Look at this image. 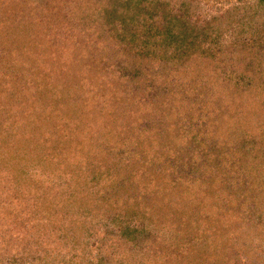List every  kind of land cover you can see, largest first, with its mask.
Returning a JSON list of instances; mask_svg holds the SVG:
<instances>
[{"label": "trees", "instance_id": "obj_1", "mask_svg": "<svg viewBox=\"0 0 264 264\" xmlns=\"http://www.w3.org/2000/svg\"><path fill=\"white\" fill-rule=\"evenodd\" d=\"M28 1L37 7L41 17L52 11L54 19L63 18L56 29L51 27L53 35L46 40L48 43H42L44 50L57 44L53 56L46 55L45 51V56H41L42 45L30 46L31 42L22 36L0 61V65L9 66L12 62L18 67L13 71L16 76L10 88L0 83V113L11 127V132L7 131L2 135L4 139H0V176L4 179L11 176L16 183L15 194L7 197L11 202L0 210V220L6 224V232L0 235V263L16 249L28 250L26 239L39 230L33 226L37 223L17 211L18 208L22 210L21 206L30 205V208H38L28 216L45 220H50L61 207L77 206L70 225L77 233L74 243L83 248L73 251L74 246L68 254L76 258L77 252V259L89 260L94 250L102 252L92 264H111L117 256L129 258L135 250H141L144 256L138 264L166 261L168 255L163 253L157 258L152 247L159 245L165 251L176 248V234L181 230L178 227L188 223L187 217L181 221L176 217L183 216L181 209L186 208L199 211L198 216L193 217L198 219L190 223L200 222L196 230L198 239L197 245L180 246L176 254L178 259L188 264H235V256L240 259L239 264H262L257 250L264 248V127H261L262 121L255 122L242 110H264V43L247 41L261 23L264 0H257V3L223 0L229 6L225 13L199 26L204 32L195 36L191 30H180L174 23L165 27L172 53L166 55L165 51H159L168 65L165 75L168 81L158 96L149 94L156 77L149 74L156 71L154 67L160 56L158 52L147 50L144 43L159 30L157 25H152L153 16H148L145 8L136 6L142 0H119L123 3L118 5H115L116 0H112L115 4L107 0L103 14L111 9L114 15H105L102 25L99 23L102 14L96 13L94 7L89 9L88 2L92 0H62L57 8L55 0ZM28 1L22 2V7L29 14L25 7ZM6 3L7 6L0 4V25L5 18H12L9 0ZM86 7L94 19L82 15L87 12ZM135 9L142 12L132 14L131 10ZM91 20L94 21L91 23ZM171 20L176 23L174 17ZM136 23H143L140 38L135 34L140 29ZM92 24L101 27L99 37L89 39L90 43L67 44L77 28L82 31L83 25L91 28ZM128 24L132 26L131 34ZM231 28L234 32L240 31L243 35L240 40L229 35ZM41 29L35 31V35ZM131 39L134 44H130ZM244 39L252 45L237 43H244ZM139 40L143 47L137 46ZM8 41L14 44L15 37ZM164 42L167 44L166 39L163 45ZM173 44L178 49L175 50ZM137 49L142 51L143 61H147L131 63V68L119 65L120 70H116L113 62L119 57L117 52L131 50L133 57L136 53L139 55ZM122 59L129 62L128 56ZM116 72L118 81H131V84L122 83L126 88L118 91L110 80L108 86L103 85L105 95L95 97L91 88L101 84V79L114 80ZM6 74L12 73L7 70ZM21 81L24 83L20 84ZM133 86L141 90L131 88ZM130 89L132 93L127 92ZM15 94H19V103ZM166 108L185 111L166 123L168 118L163 121L154 114ZM204 111L207 114H200L206 113ZM215 115L222 120L220 123L226 133L222 139L229 140L228 146L217 142L221 136L213 131ZM209 142L217 150L202 155L200 149L203 151ZM189 151H193L203 167L205 165L207 181L199 178L201 164L195 167L189 162ZM39 159L44 162L40 164ZM190 164L192 173L188 171ZM40 169L66 175L68 181L61 184L64 192L60 199L53 194L50 198L48 192L31 194L28 188L31 182L21 181L31 176L39 183ZM95 188L97 192L91 196ZM135 195L145 203L141 208L151 212L152 219L162 220V227L153 221L158 233L149 232L147 240L142 239L146 228L138 231L141 237H137V242L132 238L134 232L125 224L126 211L134 208L131 214L135 210L140 212L133 206ZM91 197L96 206L91 203ZM41 201L48 205L46 211L40 209ZM87 216L93 217L92 222L99 220L106 228V223L112 220L124 223L125 240L122 238L113 250L105 245L109 237L107 232L108 237L100 240L101 247L87 248L83 240L78 239L87 232ZM42 232L43 229L38 236ZM169 232L171 236L166 235ZM54 243L52 240L49 244ZM32 251L25 252V257ZM105 256H109L108 259ZM245 256L250 258L248 263ZM43 257L40 255L38 259ZM32 260L36 261L33 257Z\"/></svg>", "mask_w": 264, "mask_h": 264}, {"label": "rangeland", "instance_id": "obj_2", "mask_svg": "<svg viewBox=\"0 0 264 264\" xmlns=\"http://www.w3.org/2000/svg\"><path fill=\"white\" fill-rule=\"evenodd\" d=\"M28 1V0H26ZM88 1V0H85ZM144 1V2H143ZM252 3H257V0H249ZM22 2L26 3L25 0H9V8H11L13 11L11 12L12 18H5L4 22L2 23V25H0V61L4 60V55H8L10 53V49L9 47L14 48L17 44H18V40L22 37L25 36L26 37V41L31 42L30 46L33 47H40L42 45L43 42L48 43V40L50 37H52L53 33H51V27H54V29H56V27L58 26L59 20L60 18L63 17H59L58 19H54L52 17V15L54 14V12L50 11L48 12L46 15H44L43 17H41L40 15H38V9L36 6H34L33 4L29 3V5H25V7L27 8V10L29 11L26 12L24 10V8L22 7ZM62 0H55L54 3H56V8L59 7L61 5ZM109 2L113 3L112 0H109ZM232 2H236V0H232ZM90 5L89 9L94 7V10L96 11V13L98 14H102L99 17V23L100 25H102L105 21V15H114L113 11H111V9L109 10V12L104 13L103 14V8H105V6H107V0H92L91 2H88ZM116 3V4H115ZM115 5H118L119 3H123L119 0L115 1ZM125 3V2H124ZM0 4L6 5V0H1ZM136 6H138V8H145V13L148 14V16H153V20L152 21V25H157L156 28L159 30V32H154L151 37L144 43V45H146V49L147 50H152L153 53L158 52L159 56V63L154 67V69H156V71H153L149 74V76L151 75H156L154 81L152 82L153 85V89H151V93L150 96L152 95H156L158 96L160 93L162 94V88H163V84L167 83V73H166V69L168 67V65L166 64V62L164 61V58L161 57V52L159 51H165L166 55H170L172 53L171 47L172 44H170V38L167 36V26H170L171 23L173 25L177 24V28L180 30L186 29V30H191L193 32V35L195 36L197 33H203L204 29L203 28H199V26L205 25V23L210 20L211 18H213L214 16H220L223 15V13H225L224 11L229 7L225 4V2H223V0H142L140 3L136 4ZM149 9H146L148 8ZM86 7V11L85 13H83V16H88L90 19H94V15L90 12H88L89 10ZM90 9V11H91ZM22 12V15L19 13ZM24 11H25V15H24ZM140 11L139 9H135V10H131V13L134 14L135 12ZM142 12V11H140ZM36 17H35V15ZM142 14V13H141ZM138 15V14H137ZM260 15H261V23H259V31L256 32V28L255 29V33L250 35L248 37L249 42H256V44H261L262 42L264 43V12L260 11ZM174 17L176 23L174 22V20H171V18ZM260 17V16H259ZM94 20H91L89 22H93ZM257 21V20H256ZM151 23V22H150ZM256 23V22H255ZM257 24V23H256ZM143 23H136L135 26H138L140 29L138 30V32H136L135 34H139V37L141 36V32L140 30L142 29ZM105 26H107V24H105ZM104 26V27H105ZM249 26V22L245 25V28ZM103 27V28H104ZM129 27V34H131L132 32V26L128 24ZM40 32L35 35V31H37L38 29H40ZM101 27L99 26H95L94 24H92L91 28L86 27L85 25H83L81 27L80 31L77 28V31L75 34H73L69 40H67V44L70 45L77 42L80 43L81 41H83L84 43H90L89 39H95L96 37L100 36V33H102L100 31ZM165 29V30H164ZM262 29V31H261ZM143 30V29H142ZM185 30V31H186ZM134 31V30H133ZM234 31H235V27H234ZM233 29L231 28L229 35H233V38H235V40H240L242 38V34H240V31L234 32ZM234 32V34H233ZM65 34V33H64ZM64 35L60 36L63 37ZM157 36V37H156ZM15 37V42L14 44L8 43V39L13 40ZM201 37V35L199 36ZM137 38V39H138ZM84 39V40H83ZM152 39L156 42H150L149 40ZM163 39H166L167 44L164 42V45L162 43ZM162 40V41H161ZM234 40V41H235ZM132 39L130 40V44H134L131 43ZM140 41V42H139ZM137 41V46H141V40ZM59 42V41H58ZM129 42V41H128ZM246 39H244V43L243 42H237L238 44H241L242 46H249L252 45V43H245ZM156 43V44H155ZM207 43V42H206ZM11 44V45H8ZM210 45V44H208ZM57 46V44H53L50 47H47L44 50V45H42V50L43 52H41V56H45L46 55H52L53 53H56V50L54 51L55 47ZM164 46V47H163ZM175 50L178 49L175 44H173ZM22 47V46H19ZM71 47V46H70ZM133 47H135L133 45ZM143 47V46H141ZM144 49V48H143ZM36 50V49H35ZM139 49H137V52L139 53V55L136 53V55H134V61H133V57L131 56L132 51L131 50H124V51H118L117 54L119 55L115 57L114 60V64L116 66V70H120L118 68L119 65H128L129 67L133 64L131 63H138V62H146L147 59H145L143 61L142 57H141V52L142 51H138ZM45 51V53H44ZM143 55V54H142ZM123 56V57H122ZM129 59V62H125L124 57ZM14 60V59H13ZM15 61V60H14ZM116 61V62H115ZM17 64H19V62L15 61ZM4 63V62H2ZM10 65L6 66L5 65H0V83L2 82L7 88L11 87L12 84L15 81V73H13V71H15L18 67L13 64L12 62H9ZM131 68V67H130ZM134 68V67H133ZM100 68L97 69V71ZM123 69H125V66H123ZM7 70H9L12 74L11 75H7L6 72ZM103 70V69H102ZM160 71V72H158ZM105 72V71H104ZM112 72V70H111ZM125 71H122V73ZM106 73V72H105ZM108 74H110L109 72H107ZM106 73V74H107ZM121 73V74H122ZM6 75V76H5ZM112 75V74H110ZM148 76V77H149ZM118 77L119 74L116 72V77L113 79H109L107 78L106 80L101 79V84H97L94 88H91V91H93V95L95 97L98 96H102L105 95V91H104V86L103 85H107L109 83H113V88H115L116 90L120 91V89L126 88L125 85H130L131 81H123L122 80L118 81ZM111 80V82H110ZM120 82V84H118V82ZM6 83V84H5ZM20 84H23L24 82L21 81L19 82ZM122 83H124L125 85H123ZM172 83V82H170ZM8 84V85H7ZM108 86V85H107ZM133 89H140V87H136L133 86L131 87ZM152 88V85H151ZM161 89V90H158ZM14 90L15 87H14ZM1 92V90H0ZM95 92V93H94ZM127 92L132 93L131 89L127 90ZM148 93L145 90H142V93ZM19 94H15L16 99L17 96ZM20 100L17 99V103H19ZM185 110H169L166 108V110H159V112H155L154 114L156 116L161 117L160 119H162L163 121H165L167 118V121H165L166 123H169L170 121L176 119V117L178 115H180L181 113H183ZM219 112H225L224 110H218ZM242 111H247V113L245 112V116L247 115L248 118L253 119L255 122L259 123L260 121H262L261 127H264L263 121H264V110H242ZM241 111V112H242ZM203 112V111H202ZM200 113V114H207V111H204L206 113ZM10 113V112H9ZM5 116H9V114L5 113ZM222 122V120L220 119L219 121V117L217 115H215V120H214V128L213 131H215L219 136H221V139H219L217 142L222 145V143H224L223 145L228 146L230 144L229 140H225L223 141L222 138H225L226 133L224 132L223 128H222V124L220 123ZM7 122H4V118L2 113H0V139H4V137L2 136L4 133L6 134L7 131L11 132V127L6 125ZM221 124V125H220ZM4 134V135H5ZM198 139V138H197ZM194 147V145L192 146V148ZM216 151L217 147L209 142L206 146L205 149L201 151L202 155H205L207 153H211L212 151ZM42 155V153L40 154ZM39 155V156H40ZM0 158H1V153H0ZM189 162L192 161L193 165L195 167H198L201 163L198 160V158L194 157L193 155V151H189V156H188ZM38 162L40 164H42L44 161L39 159ZM199 164H196V163ZM192 164L189 165L190 169H188V171L190 173H192L194 170L191 167ZM202 166V164H201ZM0 168H1V164H0ZM47 168H49V166H47ZM205 165L204 167L202 166L201 168V172L198 174L200 179H204L205 181H207V178L205 176ZM34 171V169H33ZM32 171V172H33ZM39 183H36V179L35 181L33 180L34 178L31 176H27L26 178L24 177L23 180L21 181H25V182H31V187L29 186L28 188L31 190V194L32 193H49V197L53 198L54 196H57L59 199L62 195V193L64 192V186H62L61 184H66V182L68 181L66 175H61V173H58L57 171L51 173L48 171H44L42 169L39 170ZM26 176V175H25ZM13 179L11 176L7 177V178H2L0 176V210H1V206L10 203L9 200L7 199V197L11 198L14 194V187H16V183L15 181L13 182ZM18 180L20 181V177H18ZM212 181V180H211ZM214 181V180H213ZM202 182V181H200ZM36 183V184H35ZM39 186L37 188H35L36 186ZM11 187H13V190H10ZM29 189L27 191H29ZM97 188L93 189V191H91V196L94 194L93 192H97L96 191ZM213 191V190H212ZM12 192V194L10 193ZM93 193V194H92ZM54 196H53V195ZM73 194H75L73 192ZM83 195V194H81ZM137 195L134 196L133 199H135L134 201V207H136L137 209L140 210V212L136 211L134 212V214H131L132 210H134V208L131 209V211L129 210V212L126 211V215H127V221L125 224L130 226V232L133 231L134 234L132 235V238L134 240V242H137V237L140 236L137 232L142 231L146 228V230H144V232L142 233V239L143 240H147L146 237H148L149 232L152 231V234H156L158 233V231H156L155 229H158L155 225L153 221L155 220L158 223L159 227H162V225H160V223H162L161 219H152L151 218V212H147V210L145 208H141L143 207V205H145V203H141V201H139L138 199H136ZM221 199L226 200V197L220 196ZM86 199H87V195H86ZM6 201V202H5ZM91 203L96 206V201L95 199H92L91 197ZM5 202V203H4ZM143 204V205H142ZM77 205V203H76ZM39 207L40 209H42L43 211H46L48 208V205L41 201L39 203ZM75 208H67V209H63V207L58 209V213H56L55 215H53V217L50 220H45L44 218L41 217H30L28 215H30L29 213L32 212V210L38 208V206H21L22 210L20 208H18L19 210H17L19 213L24 214V217H26L27 219H29V221L37 223L34 224L33 226L35 228H39V230L36 231V233L34 235H30L29 239H26L28 241H24V243H26L25 246H27L29 249H33L32 253L30 254V256H26L24 255L25 252H28V250L26 249L25 251H17V249L15 251H13L11 253L10 256H6L5 259L0 263V264H44V263H48V264H92V260H96V258L99 259L100 254H102V252L100 253L98 250H94L92 252V254L90 256H93L92 259L89 260H82L77 259V252H76V258H73V254H68V252L70 251V249L72 247L75 246V248L73 249V251H77L80 250L81 247L83 248L82 245H78L76 243H74L75 240H77V233L75 234V232L73 230H71L72 226L70 225V221L71 219H74V217L77 213V206H74ZM178 207V206H177ZM9 209H11V207H9ZM142 209V210H141ZM182 212H184L183 216L180 217H176L177 221H181L183 220L185 217H187L188 223H184L183 226H180L178 228H180V233L176 234V238H175V249H169V251H165L163 248H161L159 245H156L154 247H152V250L155 249V253H157L158 255L155 256L157 258H160V254L166 253L167 259L166 261H161L157 260V262L155 263H150V264H188L186 261L181 260L180 258L178 259V257L176 256V254H178L179 250H180V246L186 244V243H190V244H194L197 245V237H198V233H197V229L198 228V224H193L190 225L191 221H195V219L198 218H193L194 215L198 216L197 213H199V211L194 210V208H186V209H181ZM176 213V212H173ZM200 216H201V212H200ZM35 217V218H34ZM34 218V219H33ZM88 222L86 224L87 226V232L85 233V236H80L81 239L83 240V245H86L87 248L91 249V248H98L101 247V242L100 240L103 239V236H107V232H108V239L105 243V245H109L110 248H112L113 250L115 249V245L116 244H120V241L125 240V237L123 236V230H122V226L124 225V223H116L114 220L109 221V223L107 224V228L99 221L96 219L95 222H92V216H90V218L87 216L85 217ZM201 219V217L199 218ZM160 221V222H159ZM150 223H152L150 225ZM67 226V227H66ZM96 227H98L97 231H95ZM43 229L42 235L38 236V233L40 232V230ZM74 230L76 229L75 227L73 228ZM36 230V229H35ZM160 230V229H159ZM178 230V229H177ZM179 231V230H178ZM6 232V224L4 223V221H2V219L0 220V235L4 234ZM91 235V236H88ZM167 236H171L170 232L166 234ZM58 236V238H57ZM76 236V237H75ZM141 237V236H140ZM38 240L39 242H36L34 239ZM75 238V239H74ZM44 240V241H43ZM48 242H46V241ZM55 241L54 245L49 244L51 243V241ZM35 242V243H33ZM143 242V241H142ZM44 244V245H43ZM136 244V243H134ZM187 244V246H189ZM54 246L56 248H54ZM156 247L158 250H156ZM60 250H63L64 253L60 254ZM125 250V248H124ZM240 250V249H239ZM238 250V251H239ZM3 251V250H2ZM1 251V252H2ZM258 254L261 255V259H262V264H264V248H260V250L258 249ZM71 252V251H70ZM135 252V253H134ZM133 252V255H131L129 258L126 256H122V258L120 256H117V259L111 263V264H138L139 262H142L144 260V256H142L141 250H135ZM247 254V253H246ZM33 255V256H31ZM40 255H44V259H38ZM171 255V256H170ZM64 256V257H63ZM69 256V259L67 258ZM35 259L36 261L32 260ZM109 257V256H108ZM108 257L105 256V259H108ZM247 258V263H248V258L247 256H245ZM1 258V256H0ZM73 258V259H71ZM153 258V256H152ZM252 260V259H251ZM233 261L235 264H239L240 263V259L237 257H233ZM190 264H192V262H190Z\"/></svg>", "mask_w": 264, "mask_h": 264}]
</instances>
